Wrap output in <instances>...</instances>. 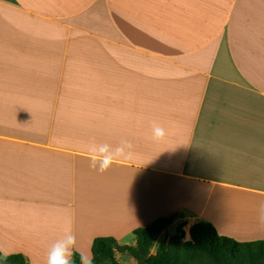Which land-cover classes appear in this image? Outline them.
Segmentation results:
<instances>
[{
    "label": "crops",
    "instance_id": "obj_1",
    "mask_svg": "<svg viewBox=\"0 0 264 264\" xmlns=\"http://www.w3.org/2000/svg\"><path fill=\"white\" fill-rule=\"evenodd\" d=\"M262 202L264 0H0V253L47 264L70 229L87 260L158 218L264 240Z\"/></svg>",
    "mask_w": 264,
    "mask_h": 264
},
{
    "label": "trees",
    "instance_id": "obj_2",
    "mask_svg": "<svg viewBox=\"0 0 264 264\" xmlns=\"http://www.w3.org/2000/svg\"><path fill=\"white\" fill-rule=\"evenodd\" d=\"M172 218H158L133 230L135 245H121L114 237H95L91 244L93 264H122L115 254L127 253L136 264H264V240L240 242L221 235L209 221H197L190 227V240H184L182 226L174 234L157 241ZM155 246L154 253L151 251ZM80 264L79 255L74 256ZM0 264H28L21 253L3 257Z\"/></svg>",
    "mask_w": 264,
    "mask_h": 264
},
{
    "label": "clouds",
    "instance_id": "obj_3",
    "mask_svg": "<svg viewBox=\"0 0 264 264\" xmlns=\"http://www.w3.org/2000/svg\"><path fill=\"white\" fill-rule=\"evenodd\" d=\"M168 135L167 130L158 123H154L152 126V137L155 141H164ZM89 159L91 161V167L97 169L103 173L109 170L115 163H118L122 159H131L134 155L133 145L128 140H122L120 146L115 150V154L98 156L91 147L88 148ZM264 207V202L260 204ZM258 221L264 224V214H258ZM69 235L64 243L56 246L54 254H49L47 264H75L74 256L79 255L80 264H93V258L89 254V258L86 260L83 253L74 251L76 245V238L71 234L69 229Z\"/></svg>",
    "mask_w": 264,
    "mask_h": 264
},
{
    "label": "rangeland",
    "instance_id": "obj_4",
    "mask_svg": "<svg viewBox=\"0 0 264 264\" xmlns=\"http://www.w3.org/2000/svg\"><path fill=\"white\" fill-rule=\"evenodd\" d=\"M182 216H184V214L183 213H178L177 215H176V218L178 219V218H180V217H182ZM180 221V220H179ZM182 226V229H183V231H184V240H189V234H188V232H187V226H185V222L184 221H180V222H178V225L177 226H175V225H173V226H171L170 228L169 227H166L161 233H160V235H158V237H157V241L158 240H160V239H162L164 236H170V235H172V234H174L175 233V231H176V228L177 227H179V226ZM130 238L131 237H129L128 238V240H130ZM0 248H2V247H0ZM153 249V251L155 250V246L152 248ZM4 249H1V254H2V256L3 257H5V251H3ZM119 252H117V254H118ZM118 257H119V261L122 263V264H129L130 262H131V258H130V256L127 254V253H120V254H118ZM32 262V261H31ZM33 264V263H32Z\"/></svg>",
    "mask_w": 264,
    "mask_h": 264
}]
</instances>
